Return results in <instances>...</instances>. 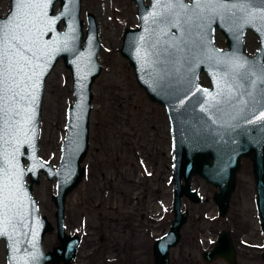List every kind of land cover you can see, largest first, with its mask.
Wrapping results in <instances>:
<instances>
[{
	"label": "water",
	"instance_id": "water-1",
	"mask_svg": "<svg viewBox=\"0 0 264 264\" xmlns=\"http://www.w3.org/2000/svg\"><path fill=\"white\" fill-rule=\"evenodd\" d=\"M134 1L138 26L123 31L119 50L133 66L135 78L146 94L165 107L171 133L172 218L167 230L153 241L152 264H169L170 248L179 241L181 226L187 219L182 197L200 199L198 190L191 184L194 174L217 187L213 194L217 213L226 214L241 156L252 161L255 207L264 236V120L248 122L264 109V28L260 24L240 28L220 17L203 29L173 27L163 17L161 22H153V13L162 11L159 0ZM55 2H58L57 9ZM186 2L192 3V0ZM9 3L7 12L0 15L2 21L11 19L15 0ZM253 3L259 5L260 0ZM80 8L81 0H52L46 10L54 23L44 28L41 43L47 46L43 50L51 51V55L36 94L31 141L21 145L17 155L22 170L19 201L27 227L17 223L15 233L9 227L7 234L0 235V240L5 242L6 264H69L76 256L80 237L66 231L65 201L85 174L82 162L89 145L91 85L101 69L95 16L92 12L86 13L84 30ZM214 26L224 34L226 47L215 44ZM247 29L258 36L259 46L253 54L244 50L243 35ZM235 57L246 62L240 70L243 78L233 73L228 62ZM60 58L70 71L74 99L66 108L65 133L58 163L54 166L39 156L38 138L45 80ZM201 72L206 75L209 86L200 83ZM229 88L234 98L248 101L244 115L237 114L240 105L236 99L231 104L213 107L206 103L212 95ZM40 173L55 180L51 195L55 206L54 224L40 213L37 199L32 195ZM53 230L58 244L45 249L44 235ZM235 253L231 233L221 229L213 245L203 250L201 256L207 261L221 257L235 264ZM261 256L264 261V245Z\"/></svg>",
	"mask_w": 264,
	"mask_h": 264
},
{
	"label": "rangeland",
	"instance_id": "rangeland-1",
	"mask_svg": "<svg viewBox=\"0 0 264 264\" xmlns=\"http://www.w3.org/2000/svg\"><path fill=\"white\" fill-rule=\"evenodd\" d=\"M8 8L9 0H0V14ZM86 12H92L97 22L101 69L91 85L89 145L82 162L86 172L65 201L66 230L80 236L73 264H151L152 242L167 230L172 218L168 118L163 105L151 99L137 82L133 66L119 50L123 31L138 25L135 1L81 0L84 29ZM245 35L244 50L251 54L258 45L257 38L251 30ZM214 40L219 47L227 45L216 28ZM199 81L209 85L203 72ZM71 82L70 71L60 58L45 80L38 138L39 156L54 166L65 133L66 107L74 99ZM191 184L200 199L182 197L187 219L179 241L170 248V264H229L219 257L208 261L201 257L221 229L230 231L239 264H264V236L255 207L251 159H241L225 215L217 213L215 185L197 174L191 177ZM54 191L55 180L40 173L32 195L40 213L52 224ZM56 242L54 230L45 234V249ZM0 264H6L3 240Z\"/></svg>",
	"mask_w": 264,
	"mask_h": 264
},
{
	"label": "snow or ice",
	"instance_id": "snow-or-ice-1",
	"mask_svg": "<svg viewBox=\"0 0 264 264\" xmlns=\"http://www.w3.org/2000/svg\"><path fill=\"white\" fill-rule=\"evenodd\" d=\"M51 3L52 0H15L11 19L0 20V235L7 234L9 227L15 233L17 223L27 227L19 201L22 170L17 155L20 146L31 141L36 94L51 55V51L43 50L47 46L41 43L44 28L54 23L46 11ZM159 3L162 11L153 13L154 23L161 22L163 17L173 27L203 29L211 20L220 17L240 28L246 24H260L264 28V0H260L259 5L253 0H192V3L159 0ZM228 62L234 74H241L246 63L238 57ZM221 95L223 99H218ZM234 99L240 105L237 114L244 115L248 101L234 98L231 88L212 95L206 103L213 107L231 104ZM256 120H264V109L248 122Z\"/></svg>",
	"mask_w": 264,
	"mask_h": 264
},
{
	"label": "flooded vegetation",
	"instance_id": "flooded-vegetation-1",
	"mask_svg": "<svg viewBox=\"0 0 264 264\" xmlns=\"http://www.w3.org/2000/svg\"><path fill=\"white\" fill-rule=\"evenodd\" d=\"M87 13V12H86ZM86 13H85V20H86ZM215 28L216 29H219L217 26H214V30H215ZM220 30V29H219ZM221 31V30H220ZM222 33V32H221ZM223 34V33H222ZM213 35H214V31H213ZM224 35V34H223ZM244 41H246V37H247V35H245V32H244ZM256 36V38H257V47L255 48V51H256V49L258 48V46H259V43H258V36L257 35H255ZM226 39V38H225ZM227 44V43H226ZM227 46V45H226ZM254 51V52H255ZM164 107V106H163ZM164 109H165V107H164ZM165 112H166V110H165ZM167 115V114H166ZM243 157H245V156H242L241 158H240V160L243 158ZM55 232V231H54ZM232 236V235H231ZM55 237H56V233H55ZM232 240H233V237H232ZM56 241H57V238H56ZM233 243H234V241H233ZM58 244V241L56 242V244H54V245H57ZM152 244H153V242H152ZM54 245H52V246H54ZM51 246V247H52ZM234 246H235V264H239L240 262L237 260V249H236V245H235V243H234ZM77 254V253H76ZM152 254H153V251H152ZM202 257V256H201ZM219 258H221V257H219ZM76 259V256H75V258H74V260ZM203 259V258H202ZM222 259H224V258H222ZM74 260L72 261V262H70L69 264H73L74 263ZM204 260V259H203ZM226 260V259H225ZM153 261H154V255H153ZM153 261H152V263H153ZM205 261H207V260H205ZM227 261V260H226ZM229 264H231L229 261H227ZM151 263V264H152ZM57 264H64L63 262H59V263H57ZM118 264H120V263H118ZM169 264H170V256H169Z\"/></svg>",
	"mask_w": 264,
	"mask_h": 264
}]
</instances>
